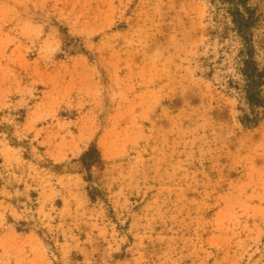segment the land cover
Masks as SVG:
<instances>
[{"label":"rangeland","instance_id":"1","mask_svg":"<svg viewBox=\"0 0 264 264\" xmlns=\"http://www.w3.org/2000/svg\"><path fill=\"white\" fill-rule=\"evenodd\" d=\"M0 0V264H264V0Z\"/></svg>","mask_w":264,"mask_h":264},{"label":"trees","instance_id":"2","mask_svg":"<svg viewBox=\"0 0 264 264\" xmlns=\"http://www.w3.org/2000/svg\"><path fill=\"white\" fill-rule=\"evenodd\" d=\"M248 0H214L212 3L218 5L230 19L234 27L236 36L240 39V49L238 52L239 64L238 74L244 82V92L246 93V101L248 104H255L260 94L262 85V76L257 75V68L251 59L252 47L250 39L247 35V29L251 26L252 9L246 5Z\"/></svg>","mask_w":264,"mask_h":264}]
</instances>
